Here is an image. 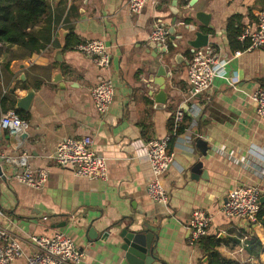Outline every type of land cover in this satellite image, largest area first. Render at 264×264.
I'll return each instance as SVG.
<instances>
[{
    "label": "crops",
    "instance_id": "1",
    "mask_svg": "<svg viewBox=\"0 0 264 264\" xmlns=\"http://www.w3.org/2000/svg\"><path fill=\"white\" fill-rule=\"evenodd\" d=\"M192 2L190 7L188 1L178 0L176 10L183 13L177 17L178 29L192 12L191 24L210 33L220 63L227 64L225 77H217L199 99L201 113L195 124L171 146L176 164L163 175L167 204L153 200L147 192L150 168L145 148L150 139L171 132L173 114L189 87L186 52L191 46L185 41L174 52L184 59L168 63L166 104L159 107L154 99L160 90L154 80L164 56L162 48L156 56L149 50V35L155 23L166 25L176 16L170 10L172 0H153L138 15H131L129 0H48L47 14L33 28L43 49L29 55L18 45L0 48V114L5 112L1 106L4 96L17 101L26 96L29 86L35 89L26 111L29 128L24 148L32 169L49 170L46 185L36 190L18 182L12 167L2 163L0 226L21 241L27 255L33 252L25 242L30 235L53 236L62 230L83 254L78 264H129L118 234L136 221L159 231L156 254L164 262L153 264L206 263L202 247L190 245L189 229L192 212L204 209L213 216L208 235L221 240L218 250L223 256L243 264H264L263 225L222 213V205L237 186L264 187L260 172L264 167V118L257 115L254 99L264 88V46L233 53L227 37L228 20L234 15L242 17L245 28L256 29L264 0ZM198 11L211 15L208 27L194 18ZM71 34L76 38L71 39L72 48L65 50ZM187 35L191 40L195 31ZM95 39H104L109 46L108 69L75 49ZM57 74L63 83L56 81ZM104 78L112 79L116 95L108 112L101 114L91 90ZM197 134L209 143L207 155L187 141V136L195 139ZM86 135L93 137L95 151L106 158L105 179L77 176L50 158L63 138ZM14 139L0 131V151L23 152ZM199 161L206 175L195 179L192 168ZM90 227L97 230L96 239L88 238ZM253 236L263 243L260 258L248 252ZM12 264L28 263L21 257Z\"/></svg>",
    "mask_w": 264,
    "mask_h": 264
},
{
    "label": "built area",
    "instance_id": "2",
    "mask_svg": "<svg viewBox=\"0 0 264 264\" xmlns=\"http://www.w3.org/2000/svg\"><path fill=\"white\" fill-rule=\"evenodd\" d=\"M153 0H129L131 15L141 14L148 3ZM171 33L169 28L161 23H155L150 35V42H158L168 48ZM249 40V49H259L264 46V9L258 13V27L248 26L239 37ZM2 45L0 44V48ZM76 50L85 54L100 68L111 66V53L104 39L81 42ZM225 63H220L219 52L211 45L197 48L189 61V87L185 98L179 103L173 114L172 130L162 138L150 139L146 144V155L150 168V180L147 185L149 196L163 204L169 201V195L163 182V175L176 164V154L171 149V142L178 137L179 130L184 125L186 115L192 122L184 133L192 127L201 113L199 99L208 92L217 77H225ZM91 94L98 111L105 114L110 109L116 89L110 78H104L92 88ZM256 112L264 118V88L254 94ZM29 122L22 119L11 109L0 114V131H7L16 139L19 154H7L0 151V164L7 163L12 167L14 178L33 189L41 190L47 183L49 170L47 168L32 169L29 165V153L24 146L28 137ZM181 135V134H180ZM198 138L201 135L197 134ZM176 140V139H175ZM194 138L187 136L190 144ZM50 158L62 167H69L80 177L90 180L107 178V163L104 156L94 149V139L90 135L81 138L65 137L58 144ZM264 175V167L260 169ZM264 187L258 185H239L227 196L222 205V213L227 218H240L249 224L257 223L260 211L261 197ZM213 216L204 209H195L189 221L190 245L199 246L201 240L209 234ZM0 264H12L17 258L25 257L28 264H78L83 256L74 239L65 231L59 230L53 236L32 234L25 241L33 249L29 255L25 253L19 239L0 226Z\"/></svg>",
    "mask_w": 264,
    "mask_h": 264
},
{
    "label": "water",
    "instance_id": "3",
    "mask_svg": "<svg viewBox=\"0 0 264 264\" xmlns=\"http://www.w3.org/2000/svg\"><path fill=\"white\" fill-rule=\"evenodd\" d=\"M189 2V6H193L192 0H186ZM178 0H172V7L170 10L176 15L170 23H167L166 26L169 28L171 37L170 40L174 44V50H170L162 46L158 42H150L149 50L155 51V56L158 55V49L162 48V56H164L163 63L158 67L155 83L159 85L160 90L155 95V101L159 107H162L166 104L168 99V94L166 92V80L171 74L169 71V62L173 61L175 63H180V59H184L181 54L175 53L177 47L181 46L185 41L191 46V52L193 53L195 49L207 46L210 44V33H205L202 30H196V27L191 23H184L182 29H178L179 23H177V17H182L183 13L176 10ZM192 13V12H191ZM187 14V18L192 19V14ZM194 18L198 20L201 24L208 27L210 24L211 15L207 14L204 11H198L194 14ZM195 31L194 38L189 40L188 33ZM59 55L62 56V52H59ZM56 81L63 83L62 75L57 74ZM35 95V89L30 86L27 89L26 96L19 97L17 99L16 108L27 111L29 110L33 98ZM15 140V139H14ZM195 146L200 149L203 155H207V152L210 150V146L207 140L202 137L197 138ZM3 174L2 165L0 164V175ZM206 171L203 169V162H197L192 168V177L198 179L200 176H205ZM261 204L264 203V196L260 199ZM66 223L60 224L58 227L65 226ZM87 235L89 239H96L98 237V232L94 227H90L87 230ZM120 238L119 247L124 252L125 258L129 264H153L155 261L164 262L156 254V249L159 239V231L156 232L147 225L146 222L139 224L136 221H133L131 224L123 226L118 234ZM107 235L103 237L105 239ZM207 261V258H206Z\"/></svg>",
    "mask_w": 264,
    "mask_h": 264
},
{
    "label": "trees",
    "instance_id": "4",
    "mask_svg": "<svg viewBox=\"0 0 264 264\" xmlns=\"http://www.w3.org/2000/svg\"><path fill=\"white\" fill-rule=\"evenodd\" d=\"M48 8V0H0V44L2 47L18 45L26 50L29 55L40 52V50L43 49L44 44L42 43L41 38L34 32L33 28L36 23L47 14ZM241 18L242 17L239 15H234L228 20L227 37L233 53H240L246 50L250 44L249 40L241 41L239 39L245 29L241 24ZM185 21L191 23L192 19L186 18ZM74 38L76 37L73 34L68 36L64 48L65 50L72 48L71 39ZM168 46L170 50H174V44L171 40L169 41ZM186 55L191 60L193 53L191 50H188ZM23 89H26L25 86ZM8 101L9 99L7 96H4L1 100V106L5 112L13 109L22 119H28V112L16 108V97L12 101H9L7 105ZM191 122V117L186 115L184 125L179 130L178 135L184 133L186 128L190 126ZM171 130L172 125L170 131ZM175 139L176 137L172 139L171 146ZM196 140L197 138L194 140V145ZM257 223L262 224L264 227V203L260 206ZM220 241L221 240L216 235H207L201 240L200 246L205 251L207 262H202L200 264H243L223 256L218 250ZM262 248L263 243L260 238L253 236L248 245L249 254L253 257L260 258Z\"/></svg>",
    "mask_w": 264,
    "mask_h": 264
}]
</instances>
